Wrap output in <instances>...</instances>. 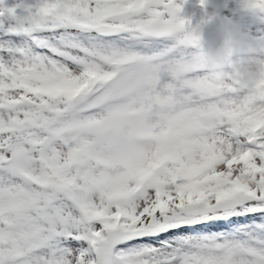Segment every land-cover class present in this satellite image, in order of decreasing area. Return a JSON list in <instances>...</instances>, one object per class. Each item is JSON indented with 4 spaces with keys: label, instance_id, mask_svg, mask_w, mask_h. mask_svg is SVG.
<instances>
[{
    "label": "snow or ice",
    "instance_id": "1",
    "mask_svg": "<svg viewBox=\"0 0 264 264\" xmlns=\"http://www.w3.org/2000/svg\"><path fill=\"white\" fill-rule=\"evenodd\" d=\"M161 4L0 0V264H75L81 217L94 264H264V102L230 110Z\"/></svg>",
    "mask_w": 264,
    "mask_h": 264
},
{
    "label": "clouds",
    "instance_id": "2",
    "mask_svg": "<svg viewBox=\"0 0 264 264\" xmlns=\"http://www.w3.org/2000/svg\"><path fill=\"white\" fill-rule=\"evenodd\" d=\"M186 3L167 0L168 6L161 4V18L167 14L171 34L189 51L216 93L227 99L229 109L240 116L253 112L264 102V35L251 33L240 18H264V0H237L230 15L216 8L207 12L209 0H196L203 13L196 23L181 16ZM178 20L184 23L177 29ZM64 192L70 195L71 188L66 187ZM89 227V221L81 217L79 235L88 247L73 255L75 264H94L89 250H94L97 242L88 238Z\"/></svg>",
    "mask_w": 264,
    "mask_h": 264
},
{
    "label": "rangeland",
    "instance_id": "3",
    "mask_svg": "<svg viewBox=\"0 0 264 264\" xmlns=\"http://www.w3.org/2000/svg\"><path fill=\"white\" fill-rule=\"evenodd\" d=\"M19 3V0H5V6L12 7L14 4ZM237 0H209V5L205 9L207 12H211L213 8L221 11L223 15H230L232 10L236 7ZM156 10L162 11V5H158ZM17 14H22L20 9H17ZM203 15L201 9L196 5V0H187L184 5L181 16L185 19H190L192 23H196ZM164 18H167L165 14ZM241 23L246 25L249 31L253 34L264 35V18H252V17H242ZM207 35V29H205ZM204 75V72L201 71ZM98 225L94 224L93 229L98 230ZM76 235L75 230L72 234L67 237H59L60 247L66 248L70 251L72 255L78 254V249L87 248L88 245L83 240H76L73 237ZM93 257V254H91Z\"/></svg>",
    "mask_w": 264,
    "mask_h": 264
}]
</instances>
